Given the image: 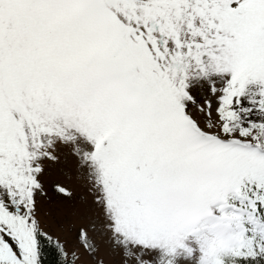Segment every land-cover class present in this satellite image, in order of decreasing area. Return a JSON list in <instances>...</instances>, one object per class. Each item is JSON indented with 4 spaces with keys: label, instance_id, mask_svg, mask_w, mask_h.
Listing matches in <instances>:
<instances>
[{
    "label": "snow or ice",
    "instance_id": "snow-or-ice-1",
    "mask_svg": "<svg viewBox=\"0 0 264 264\" xmlns=\"http://www.w3.org/2000/svg\"><path fill=\"white\" fill-rule=\"evenodd\" d=\"M109 260L264 264V0H0V264Z\"/></svg>",
    "mask_w": 264,
    "mask_h": 264
},
{
    "label": "rangeland",
    "instance_id": "rangeland-1",
    "mask_svg": "<svg viewBox=\"0 0 264 264\" xmlns=\"http://www.w3.org/2000/svg\"><path fill=\"white\" fill-rule=\"evenodd\" d=\"M72 186H73V191L75 193V196L79 197L80 195H85V196L87 195V193L84 192V189L82 187H79L75 182L73 183ZM57 233L59 235L65 236L68 239H71V236H69L66 231L65 232H61L59 229H57ZM98 241H99V238H98ZM100 247H101V252L103 253V251H104V245L101 243L100 244ZM106 259H107V257H106ZM109 264H110V260H109Z\"/></svg>",
    "mask_w": 264,
    "mask_h": 264
}]
</instances>
